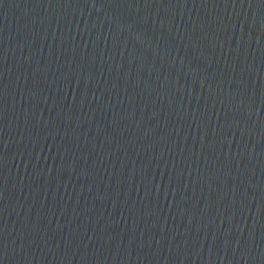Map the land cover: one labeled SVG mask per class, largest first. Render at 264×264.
Segmentation results:
<instances>
[{
	"label": "water",
	"instance_id": "1",
	"mask_svg": "<svg viewBox=\"0 0 264 264\" xmlns=\"http://www.w3.org/2000/svg\"><path fill=\"white\" fill-rule=\"evenodd\" d=\"M0 264H264V0H0Z\"/></svg>",
	"mask_w": 264,
	"mask_h": 264
}]
</instances>
